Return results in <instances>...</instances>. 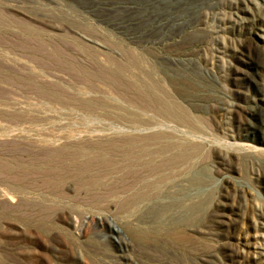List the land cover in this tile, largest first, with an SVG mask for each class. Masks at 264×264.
<instances>
[{"label": "rangeland", "instance_id": "obj_1", "mask_svg": "<svg viewBox=\"0 0 264 264\" xmlns=\"http://www.w3.org/2000/svg\"><path fill=\"white\" fill-rule=\"evenodd\" d=\"M130 1L0 0V264H264V0L149 28ZM135 155L154 169L133 175Z\"/></svg>", "mask_w": 264, "mask_h": 264}, {"label": "bare ground", "instance_id": "obj_2", "mask_svg": "<svg viewBox=\"0 0 264 264\" xmlns=\"http://www.w3.org/2000/svg\"><path fill=\"white\" fill-rule=\"evenodd\" d=\"M65 1V0H64ZM119 1V0H118ZM120 1H123V0H120ZM213 1V0H212ZM69 2V1H68ZM104 2V1H103ZM117 2V1H116ZM126 2V1H125ZM132 4H133V8L135 9V10H139L140 11V15H138V16H134L133 17V20H134V23H137V22H142V28H149V26L150 27H152V26H156V27H164V26H170V25H175V27H176V25H178L179 27H189V25H191V24H194V22L196 21V19L194 20V19H192V17H191V11H195V12H200L201 13V10H202V8L204 7V6H207V5H210V6H212L213 5V3H211V1L210 0H199V1H197V0H132V1H130ZM75 3V2H74ZM104 3H106V2H104ZM111 3V2H110ZM118 3V2H117ZM121 3V2H120ZM44 5V4H43ZM55 6V5H54ZM119 6V5H118ZM123 6V5H122ZM128 7H129V3H128ZM209 7V6H208ZM213 7V6H212ZM102 8V7H101ZM119 9V8H118ZM121 9V8H120ZM123 9V8H122ZM134 9H132V10H134ZM104 10V9H103ZM97 11V10H96ZM83 12V11H82ZM82 12H80V13H82ZM107 12V11H106ZM79 13V12H78ZM115 13V12H114ZM203 13V12H202ZM95 14V13H94ZM124 14V13H123ZM131 14V13H130ZM78 15V14H77ZM81 15V14H80ZM89 15V14H88ZM132 15V14H131ZM136 15V14H135ZM194 15V14H193ZM200 15V14H199ZM202 15V14H201ZM52 16V15H51ZM61 16V15H60ZM54 17V16H53ZM62 17V16H61ZM64 17V16H63ZM70 17V16H69ZM123 18H124V16H122ZM129 17V16H128ZM132 17V16H131ZM56 18V17H55ZM66 18V17H65ZM115 18V17H114ZM194 18V17H193ZM60 19V18H59ZM62 19V18H61ZM109 19V18H108ZM130 19V18H129ZM63 20V19H62ZM103 20V19H102ZM125 20V19H124ZM132 20V19H131ZM65 21V20H64ZM67 21V20H66ZM118 21V20H117ZM125 22V21H124ZM139 22V23H140ZM64 23V22H63ZM129 23V22H128ZM6 24V23H5ZM89 24V23H88ZM118 24V23H117ZM125 24V23H124ZM71 25V24H70ZM122 25H123V22H122ZM122 25H121V27H122ZM77 26V25H76ZM92 26V25H91ZM115 26V25H114ZM132 26V25H131ZM26 27V26H25ZM124 27V26H123ZM126 27H128V26H126ZM174 27V28H175ZM2 28V27H1ZM31 28L33 29V26H31ZM91 28V27H90ZM94 28V27H93ZM133 28V27H132ZM3 29V28H2ZM25 29H27V27L25 28ZM95 29V28H94ZM152 29V28H151ZM150 29V30H151ZM168 29V28H167ZM177 29H179V28H177ZM28 30H31V29H29L28 28ZM27 30V31H28ZM34 30V29H33ZM99 30V29H98ZM120 30V29H119ZM162 30V29H161ZM166 30V29H165ZM170 30V29H169ZM35 31V30H34ZM80 31V30H79ZM92 31V30H91ZM154 31V30H153ZM156 31V30H155ZM154 31V32H155ZM160 31V30H159ZM37 32H38V30H37ZM36 32V33H37ZM78 32V31H77ZM108 32V31H107ZM137 32L138 31H135L133 34H134V38L135 37H137ZM142 32H143V30H142ZM167 32V31H166ZM170 32V31H169ZM172 32H173V30H172ZM174 32H175V30H174ZM35 33V32H34ZM33 33V31H32V34H34ZM79 33V32H78ZM85 33V32H84ZM104 33V32H103ZM106 33V32H105ZM139 33H141V32H139ZM144 33V32H143ZM163 33V32H162ZM87 34H88V31H87ZM90 34V33H89ZM180 34V33H179ZM36 35V34H35ZM66 35H69V34H66L65 33V36ZM72 35V34H71ZM97 35V34H96ZM96 35L94 36V37H96ZM104 35V34H103ZM108 35V34H107ZM107 35H106V37H107ZM130 35V34H129ZM162 35V34H161ZM161 35H157V36H153L152 35V37H150L152 40H155L156 38H160V40L161 39H163V41L164 40H166V39H168L170 36H167V34H166V36H161ZM170 35V34H169ZM63 36V35H62ZM93 36V35H92ZM105 36V35H104ZM109 36V35H108ZM71 37H73V36H71ZM70 37V38H71ZM105 37V38H106ZM128 37V36H127ZM140 37V36H139ZM145 37V36H144ZM148 37V36H147ZM174 37V36H173ZM63 38V37H62ZM65 38H67V37H65ZM64 38V39H65ZM69 38V37H68ZM105 38H103V39H105ZM142 38V37H141ZM146 38V37H145ZM73 39H75L74 37L72 38V40ZM76 39H79V38H76ZM136 39V38H135ZM147 39H149V38H147ZM37 40H39V39H37ZM55 40V39H54ZM66 40V39H65ZM68 40V39H67ZM71 40V41H72ZM158 40V39H157ZM159 40V41H160ZM36 41V40H35ZM34 41V42H35ZM39 41H41V40H39ZM43 41V40H42ZM75 41V40H74ZM77 41H79V40H77ZM80 41H82V39H80ZM105 41V40H104ZM110 41H112V39L110 40ZM115 41V40H114ZM141 41V40H140ZM172 41V40H171ZM170 41V42H171ZM29 42V41H28ZM55 42H57V41H55ZM144 42V41H143ZM149 42V41H148ZM165 42V41H164ZM36 43H38V42H36ZM47 43H50V42H47ZM71 43V42H70ZM73 43V42H72ZM91 43V42H90ZM95 43H97V41H95ZM114 43V42H113ZM116 43H118V42H116ZM131 43V42H130ZM136 43V42H135ZM142 43V42H141ZM155 43V42H154ZM172 43V42H171ZM177 43V42H176ZM46 44V43H45ZM45 44L43 43V44H41V45H44L45 46ZM81 45H82V43H80ZM99 44V43H98ZM103 44V43H102ZM166 44V43H165ZM35 45V44H34ZM40 45V44H39ZM39 45H38V47H39ZM65 45V44H64ZM81 45H79V46H81ZM85 45V44H84ZM94 45V44H93ZM101 45V44H100ZM108 45V44H107ZM172 45V44H171ZM74 46V45H73ZM102 46V45H101ZM109 46H110V44H109ZM128 46H130V45H128ZM169 46V45H168ZM176 46V45H175ZM25 47V46H24ZM36 47V46H35ZM45 47H47V45L45 46ZM58 47H60V46H58ZM58 47H56V48H58ZM76 47V46H75ZM86 47V46H85ZM111 47V46H110ZM136 47V46H135ZM40 48H41V46H40ZM43 48V47H42ZM55 48V49H56ZM65 48V47H64ZM81 48V50H82V46L80 47ZM84 48V47H83ZM97 48V47H96ZM118 48V47H117ZM133 48V47H132ZM144 48V47H143ZM146 48V47H145ZM32 49V48H31ZM34 49V48H33ZM38 49V48H37ZM47 49V48H46ZM46 49H44V51L46 50ZM49 49V48H48ZM55 49H53V50H55ZM61 49H62V47H61ZM66 49V48H65ZM67 49H69V48H67ZM89 49V48H88ZM109 49V48H108ZM135 49V48H134ZM141 49V48H140ZM39 50V49H38ZM59 50H60V48H59ZM59 50H57L58 51V53H59ZM97 50V49H96ZM98 50H100L99 48H98ZM106 50V49H105ZM110 50L111 49H109V52H110ZM115 50V49H114ZM41 51V50H40ZM42 51H43V49H42ZM68 51V50H67ZM66 51V52H67ZM73 51H75V50H73ZM83 51H85V50H83ZM131 51H133L134 52V50H131ZM136 51H139L138 49L136 50ZM34 52V51H33ZM46 52V51H45ZM49 52V51H48ZM60 52H61V50H60ZM64 52H65V50H64ZM69 52V51H68ZM77 52V51H76ZM89 52V51H88ZM92 52V51H91ZM96 52V51H95ZM108 52V51H107ZM37 53V52H36ZM50 53V52H49ZM53 53V52H52ZM55 53H57V52H55ZM54 53V54H55ZM112 53V52H111ZM111 53H108V54H111ZM45 54V53H44ZM65 54V53H64ZM69 54V53H68ZM105 54V53H104ZM128 54V53H127ZM131 54V53H130ZM134 54V53H133ZM177 54V53H176ZM67 55V54H66ZM129 55V54H128ZM153 55V54H152ZM52 56V55H51ZM56 56V55H55ZM150 56V55H149ZM48 57H50V56H48ZM58 57V56H57ZM114 57H115V55H114ZM129 57V56H128ZM132 57V56H131ZM145 57H147V56H145ZM141 58H142V56H141ZM56 60H58V58H55ZM67 59V58H66ZM100 59V58H99ZM143 59V58H142ZM52 60V59H51ZM53 60H54V58H53ZM75 60V59H74ZM126 60V59H125ZM156 60V59H155ZM184 60V59H183ZM64 61V60H63ZM141 62L143 61V60H140ZM145 61V60H144ZM107 62V61H106ZM124 62V61H123ZM134 62H135V60H134ZM147 62V61H146ZM65 63V62H64ZM75 63V62H74ZM140 63V62H139ZM148 63V62H147ZM156 63V62H155ZM66 64V63H65ZM105 65L107 64V63H104ZM111 64V63H110ZM122 64H124V63H122ZM126 64H128V63H126ZM125 64V65H126ZM185 64V63H184ZM113 65V64H112ZM130 65V64H129ZM142 65H143V63H142ZM160 65V64H159ZM60 66V65H59ZM107 66V65H106ZM146 66V65H145ZM176 66V65H175ZM63 67H65V66H63ZM75 67V66H74ZM111 67H115L114 65L113 66H111ZM127 67V66H126ZM160 67V66H159ZM61 68V67H60ZM107 68V67H106ZM117 68V67H116ZM144 68V67H143ZM146 68V67H145ZM148 68V67H147ZM64 69H67L68 70V68H64ZM139 69V68H138ZM150 69V68H149ZM149 69H147V70H149ZM154 69V68H153ZM172 69V68H171ZM119 70V69H118ZM134 70V69H133ZM170 70V69H169ZM128 71V70H127ZM102 72V71H101ZM108 72V71H107ZM131 72H132V70H131ZM134 72V71H133ZM151 72V71H150ZM149 72V73H150ZM153 72V71H152ZM151 72V73H152ZM157 72V71H156ZM78 74V73H77ZM121 74V73H120ZM126 74V73H125ZM134 74V73H133ZM154 74V73H153ZM100 75V74H99ZM118 75V74H117ZM117 75H115V76H117ZM137 75V74H136ZM139 75H142V74H140V72H139ZM156 75V74H155ZM102 76V75H101ZM120 76V75H119ZM158 76V75H157ZM88 77V76H87ZM90 77V76H89ZM121 77H122V75H121ZM125 77V76H124ZM136 77V76H135ZM139 77V76H138ZM108 78V77H107ZM129 78V77H128ZM131 78V77H130ZM102 79V78H101ZM111 79V78H110ZM122 79H124L123 77H122ZM131 79H133V78H131ZM130 79V80H131ZM141 79H143V78H141ZM144 79H145V77H144ZM90 80V79H89ZM91 80H93V78L91 79ZM90 80V81H91ZM147 79H145V81H146ZM85 81V80H84ZM106 81V80H105ZM1 82V81H0ZM97 82H100L99 80L97 81ZM109 82H112V80L111 81H109ZM137 82V81H136ZM147 82H148V80H147ZM162 82H163V80H162ZM161 82V83H162ZM102 83H104V82H102ZM113 83V82H112ZM138 83V82H137ZM140 83V82H139ZM149 83H150V81H149ZM160 83V84H161ZM93 84H95V83H93ZM100 84V83H99ZM141 84V83H140ZM151 84V83H150ZM165 84V83H164ZM92 85V84H91ZM96 85V84H95ZM100 85H102V84H100ZM104 85V84H103ZM120 85V84H119ZM152 85V84H151ZM155 85V84H154ZM162 85H163V83H162ZM97 86V85H96ZM129 86V85H128ZM146 86H147V84H146ZM149 86V85H148ZM165 86V85H164ZM94 87V86H93ZM116 87V86H115ZM141 87V86H140ZM150 87H152V86H150ZM154 87V86H153ZM67 88V87H66ZM98 88H101V87H99L98 86ZM156 88V87H155ZM154 88V89H155ZM166 88H168V87H166ZM91 89H93V88H91ZM102 89V88H101ZM109 89V88H108ZM108 89H106V90H108ZM118 89V88H117ZM142 89V88H141ZM153 88H152V90H154ZM157 89V88H156ZM41 90V89H40ZM74 90V89H73ZM94 90V89H93ZM97 90V89H96ZM95 90V91H96ZM110 90V89H109ZM122 90H124V89H122ZM102 91H104V90H102ZM144 91V90H143ZM155 91V90H154ZM70 92V91H69ZM98 92V91H97ZM96 92V93H97ZM100 92V91H99ZM131 92V91H130ZM151 92V91H150ZM159 92V91H158ZM57 93V92H56ZM103 93V92H102ZM111 93V92H110ZM114 93V92H113ZM157 93V92H156ZM159 93H161V92H159ZM158 93V94H159ZM169 93V92H168ZM70 94V93H69ZM95 94V93H94ZM99 94V93H98ZM105 94V93H104ZM108 93H106V95H107ZM112 94V93H111ZM111 94H110V98H111ZM115 94V93H114ZM137 94V93H136ZM170 94V93H169ZM44 95V94H43ZM59 95V94H58ZM73 95V94H72ZM159 95H161V94H159ZM174 95V94H173ZM62 96H63V94H62ZM105 96V95H104ZM64 97V96H63ZM97 97V96H96ZM99 97V96H98ZM117 97H118V95H117ZM129 97H131V96H129ZM151 98H152V95L150 96ZM67 98V97H66ZM110 98H107V99H110ZM131 98H133V97H131ZM142 99V98H141ZM146 99V98H145ZM171 99H173V98H171ZM174 99H175V97H174ZM96 100V99H95ZM117 100H119V99H117ZM123 100V99H122ZM122 100H121V102H122ZM134 100H135V98H134ZM167 100V99H166ZM125 101V100H124ZM136 101H138V100H136ZM168 101V100H167ZM170 101V100H169ZM173 101V100H172ZM172 101H170V102H172ZM174 101H179V100H174ZM1 102V101H0ZM96 102V101H95ZM112 102H114V101H112ZM118 102H120V101H118ZM180 102V101H179ZM63 103V102H62ZM97 103V102H96ZM99 103V102H98ZM101 103V102H100ZM117 103V102H116ZM126 103V102H125ZM167 103V102H166ZM174 103V102H173ZM178 103V102H177ZM120 104V103H119ZM129 105L128 106H130V104L131 103H128ZM141 104V103H140ZM1 105V104H0ZM93 105V104H92ZM95 105V104H94ZM124 105V104H123ZM126 105H127V103H126ZM160 105H161V103H160ZM174 105V104H173ZM125 106V105H124ZM162 106V105H161ZM172 106V105H171ZM104 107V106H103ZM105 107H107L106 105H105ZM109 107V106H108ZM116 107V106H115ZM127 107V106H126ZM134 107H136L137 108V106H134ZM134 107H132V108H134ZM145 107V106H144ZM165 107H167V108H169L168 106H165ZM130 108H131V106H130ZM129 108V109H130ZM167 108H166V110H167ZM171 108V107H170ZM108 109V108H107ZM138 109V108H137ZM149 109V108H148ZM160 109V108H159ZM140 110V109H139ZM143 110V109H142ZM165 110V109H164ZM177 110V109H176ZM119 111V110H118ZM135 111V110H134ZM141 111V110H140ZM113 112V111H112ZM115 112V111H114ZM159 112V111H158ZM69 113V112H68ZM136 113H138V112H136ZM150 113H152V112H150ZM127 114V113H126ZM143 114V113H142ZM141 114V115H142ZM165 114V113H164ZM134 115V114H133ZM155 115V114H154ZM154 115H152V116H154ZM172 115V114H171ZM1 116V115H0ZM129 116V115H128ZM139 116V115H138ZM145 116H147L146 114H145ZM151 116V117H152ZM157 116H159V114L157 115ZM163 116V115H162ZM176 116H178V115H176ZM151 117L149 118V119H151ZM156 117V116H155ZM154 117V118H155ZM193 117V116H192ZM157 118V117H156ZM160 118H162V117H160ZM175 118V117H174ZM177 118V117H176ZM5 120V119H4ZM165 120V119H164ZM194 120V119H193ZM157 121V120H156ZM161 121H163V120H161ZM171 121V120H170ZM196 120H194V122H195ZM176 122V121H175ZM178 122V121H177ZM182 122V121H181ZM138 123V122H137ZM155 123H157V122H155ZM136 124V123H135ZM153 124V123H152ZM197 124V123H196ZM139 125V124H138ZM141 125H142V123H141ZM137 126V125H136ZM144 126H145V124H144ZM187 127V126H186ZM185 127V128H186ZM1 128H3V127H1ZM190 129V128H189ZM3 130V129H2ZM153 130V129H152ZM157 130V129H156ZM159 130V129H158ZM194 130V129H193ZM146 131V130H145ZM21 132V131H20ZM113 132H115V131H113ZM128 132V131H127ZM131 132H133V131H131ZM135 132V131H134ZM138 132V131H137ZM141 132V131H140ZM56 133V132H55ZM61 133V132H60ZM65 133V132H64ZM72 133H73V131H72ZM107 133H109V132H107ZM120 133H121V131H120ZM35 134H38L39 135V133H35ZM66 134V133H65ZM77 134V133H76ZM103 134V133H102ZM105 134V133H104ZM124 134H126V132L124 133ZM45 135V134H44ZM47 135V134H46ZM50 135V134H49ZM54 135V134H53ZM53 135H52V137H53ZM57 135V134H56ZM58 135H59V133H58ZM87 135V134H86ZM86 135H84L85 137H86ZM95 135V134H94ZM97 135V134H96ZM111 136H113L112 134H110ZM109 135V136H110ZM66 136V135H65ZM104 136V135H103ZM116 136H118L117 134H116ZM84 137V138H85ZM91 137V136H90ZM93 137V136H92ZM105 137V136H104ZM119 137V136H118ZM34 138V137H33ZM44 138V137H43ZM82 138V137H81ZM88 138V137H87ZM106 138V137H105ZM107 138H108V136H107ZM162 138V137H161ZM1 139H4V138H1ZM23 139V138H22ZM47 139V138H46ZM45 139V140H46ZM72 139H74V138H72ZM78 139V138H77ZM88 139H90V138H88ZM93 139H96V138H93ZM99 139H101V137L99 138ZM114 139V138H113ZM170 139V138H169ZM8 140V139H7ZM28 140H30V139H28ZM64 140H66V139H64ZM98 140V139H97ZM104 140V139H103ZM107 140H109V139H107ZM36 141V140H35ZM34 141V142H35ZM42 141V140H41ZM114 141V140H113ZM182 141H183V139H182ZM22 142V141H21ZM43 142V141H42ZM72 142H75V141H72ZM145 142V141H144ZM5 143V142H4ZM31 143V142H30ZM36 143V142H35ZM46 143H47V141H46ZM49 143V142H48ZM132 143V142H131ZM135 143V142H134ZM133 143V144H134ZM138 143V142H137ZM143 143V142H142ZM158 143H160V142H158ZM28 144V143H27ZM36 144H38V142L36 143ZM40 144H42V143H40ZM51 144V143H50ZM58 144V143H57ZM68 144H72V143H68ZM1 145V144H0ZM35 145V144H34ZM46 145H48V144H46ZM52 145V144H51ZM122 145V144H121ZM120 145V146H121ZM128 145H130V144H128ZM148 145V144H147ZM156 145V144H155ZM27 146V145H26ZM31 146H33V145H31ZM36 146V145H35ZM40 146V145H39ZM49 146V145H48ZM47 146V148H50V147H48ZM63 146V145H62ZM74 146V145H73ZM88 146V145H87ZM38 147V146H37ZM36 147V148H37ZM42 147V146H41ZM57 147V146H56ZM67 147V146H66ZM66 147H64V148H66ZM115 147V146H114ZM113 147V148H114ZM144 147H146L145 145H144ZM143 147V148H144ZM148 147H149V145H148ZM152 147V146H151ZM1 148V147H0ZM3 148V147H2ZM33 148V147H32ZM35 148V149H36ZM40 148V147H39ZM54 148V147H53ZM52 147H51V150L53 149ZM69 148V147H68ZM70 148H71V146H70ZM77 148V147H76ZM89 148V147H88ZM91 148V147H90ZM126 148V147H125ZM147 148V147H146ZM177 148V147H176ZM179 148V147H178ZM177 148V149H178ZM5 149V148H4ZM34 149V150H35ZM67 149V148H66ZM65 149V150H66ZM121 149V148H120ZM130 149V148H129ZM142 149V148H141ZM150 149V148H149ZM3 150V149H2ZM39 150V149H38ZM42 150H43V148H42ZM41 150V151H42ZM50 150V149H49ZM57 150V149H56ZM81 150V149H80ZM90 150V149H89ZM173 150V149H172ZM181 150V149H180ZM22 151V150H21ZM26 151V150H25ZM40 151V150H39ZM38 151V152H39ZM136 151V150H135ZM141 151H146V149H142ZM148 151V150H147ZM4 152H6V151H4ZM47 152V151H46ZM46 152H44V153H46ZM49 153H50V151H48ZM51 152H53V151H51ZM59 152V151H58ZM63 152V151H62ZM73 152V151H72ZM79 152V151H78ZM81 152V151H80ZM79 152V153H80ZM101 152V151H100ZM131 152V151H130ZM41 153V152H40ZM39 153V154H40ZM74 154L75 153H77V151L76 152H73ZM72 153V154H73ZM82 153V152H81ZM91 153V152H90ZM90 153H88V154H90ZM97 153V152H96ZM106 154H107V152H105ZM166 153V152H165ZM28 154V153H27ZM105 154V155H106ZM129 154V153H128ZM131 154V153H130ZM139 154H141V153H139ZM164 154V153H163ZM48 155V154H47ZM91 155H93V154H91ZM111 155V154H110ZM124 155V154H123ZM137 155H138V153H137ZM198 155V154H197ZM196 155V156H197ZM36 156H38V155H36ZM57 156H59V155H56L55 157H57ZM61 156V155H60ZM114 156V155H113ZM122 156V155H121ZM147 156V155H146ZM149 156H150V154H149ZM161 156V155H160ZM195 156V155H194ZM193 156V157H194ZM195 156V157H196ZM35 157V156H34ZM39 157V156H38ZM52 157H54V156H52ZM82 157H84V156H82ZM81 157V158H82ZM109 157V156H108ZM108 157H101V158H99V161L98 162H102V163H104V164H107V163H109L108 162ZM168 157V156H167ZM23 158V157H22ZM21 158V159H22ZM27 158V157H26ZM36 158V157H35ZM44 158V157H43ZM45 158H46V156H45ZM67 158V157H66ZM80 158V159H81ZM140 158H141V156H134L133 158H132V165L133 166H135V165H139V166H141V168H133V170H132V173H133V175H137L138 173H139V170L141 171V169L143 170H153L154 168H152L151 167V164H153L152 162H151V164L149 165V163H148V161L147 162H145V160H140ZM148 158H150V157H148ZM161 158V157H160ZM166 158V157H165ZM174 158V157H173ZM53 159V158H52ZM82 159H84V161H82L81 163H77V164H74L75 165V167H76V172L74 173V175H76V176H79V177H83V176H85V175H88L89 174V170H90V167L92 166V164H93V160H91V159H89V158H82ZM125 159V158H124ZM194 159V158H193ZM197 159V158H196ZM30 160V159H29ZM42 160V159H41ZM51 160V159H50ZM68 160H69V158H68ZM155 160V159H154ZM153 160V161H154ZM166 160V159H165ZM165 160H163V161H165ZM192 160V159H191ZM190 160V161H191ZM37 161H39V158H38V160ZM58 161H60V160H58ZM192 161H194V160H192ZM31 161H29V163H30ZM47 162H48V160H47ZM67 162V161H66ZM73 162V161H72ZM78 162V161H77ZM96 162V161H95ZM126 162V161H125ZM23 163V162H22ZM32 163H34V162H32ZM43 163L45 164V162H44V160H43ZM159 163V162H158ZM192 163V162H191ZM24 164V163H23ZM35 164H36V162H35ZM34 164V165H35ZM37 164H38V162H37ZM42 164V163H41ZM64 164H66V163H64ZM186 164H187V161H186ZM30 165V164H29ZM47 165V164H46ZM54 165V164H53ZM156 165V164H155ZM1 166V165H0ZM14 166H15V168L17 167L15 164H14ZM39 166V165H38ZM49 166V165H48ZM55 166V165H54ZM25 166H23V168H24ZM42 167V166H41ZM59 167H60V165H59ZM130 167V166H129ZM8 168V167H7ZM11 167H9V169H10ZM13 168V167H12ZM39 168V167H38ZM109 168V167H108ZM119 168V167H118ZM150 168V169H149ZM179 168H180V166H179ZM195 168V167H194ZM2 169V168H1ZM6 169V168H5ZM21 169H22V166H21ZM34 169V168H33ZM4 170V169H3ZM13 170V169H12ZM124 170H126V169H124ZM160 170V169H159ZM169 170V169H168ZM173 170V169H172ZM186 170V169H185ZM1 171V170H0ZM157 171V170H156ZM7 172V171H6ZM171 172V171H170ZM188 172V171H187ZM3 173V172H2ZM119 173V172H118ZM130 173V172H129ZM167 173V172H166ZM169 173V172H168ZM24 174H26V173H24ZM48 174V173H47ZM51 174V173H50ZM113 174V173H112ZM131 174V173H130ZM145 174V173H144ZM149 174V173H148ZM181 174H182V172H181ZM8 175H9V172H8ZM11 175V174H10ZM55 175V174H54ZM114 175H115V173H114ZM146 175V174H145ZM184 175V174H183ZM52 176V175H51ZM108 175H106V177H107ZM113 176V175H112ZM168 175H166V174H164V175H162V177H161V181L163 180V179H165L166 177H167ZM43 177V176H42ZM105 177V178H106ZM119 177V176H118ZM137 177H138V175H137ZM145 177V176H144ZM143 177V178H144ZM31 178L34 180V178L31 176ZM120 178V177H119ZM126 178V177H125ZM130 178V177H129ZM136 178V177H135ZM146 178V177H145ZM151 178V177H150ZM172 178V177H171ZM174 178H175V176H174ZM13 179V178H12ZM26 179H28V178H26ZM37 179V178H36ZM76 179H78V178H76ZM104 179V178H103ZM111 179H116V178H111ZM128 179V178H127ZM138 179H140V178H138ZM8 180V179H7ZM110 180V179H109ZM136 180V179H135ZM31 181V180H30ZM70 181V180H69ZM73 181V180H72ZM71 181V182H72ZM111 181V180H110ZM119 180H117V182H118ZM122 181H123V179H122ZM125 181H126V179H125ZM140 181H141V179H140ZM160 181V182H161ZM166 181V180H165ZM170 181V180H169ZM176 181V180H175ZM174 181V182H175ZM9 182V181H8ZM15 182V181H14ZM13 182V183H14ZM67 182V181H66ZM89 184H91V185H93V184H97V181L95 180V179H91V178H89L88 179V181H87ZM108 182V181H107ZM160 182H159V185H160ZM164 182V181H163ZM173 182V183H174ZM182 182H184V181H182ZM10 183H11V181H10ZM13 183H11V184H13ZM74 183H76V181L74 182ZM73 183V184H74ZM106 183V182H105ZM104 183V184H105ZM115 183H116V181H115ZM135 183V182H134ZM157 183V182H156ZM155 182L154 183H152V181H150L149 179H145L144 180V185L147 187V189L146 190H142V191H136L134 194H135V197L134 198H145L146 196H148V195H150V194H153L152 192H156V191H158L157 190V185L158 184H156ZM165 183V182H164ZM176 183V182H175ZM16 184H17V182H16ZM64 184H65V182H64ZM103 184V183H102ZM101 184V185H102ZM113 185H115L114 183H112ZM112 184H110V185H112ZM120 184V183H119ZM151 184H152V187L153 188H151V189H149V187L151 186ZM63 185V184H62ZM61 185V186H62ZM85 185V187H86V184H83V186ZM107 185V184H106ZM118 185V184H117ZM154 185H156L155 187H154ZM168 185V184H167ZM172 185V184H171ZM16 186V185H15ZM109 186V185H108ZM121 186V185H120ZM164 186V185H163ZM94 187V186H93ZM115 187V186H114ZM105 188V187H104ZM116 188H117V186H116ZM160 188V187H159ZM52 189V188H51ZM103 189V188H102ZM31 190V189H30ZM41 190V189H40ZM81 190H83L82 188H81ZM97 190H98V188H97ZM109 190H110V188H109ZM160 190V189H159ZM166 190V189H165ZM16 191V190H15ZM34 191V190H33ZM51 190H49V192H50ZM85 191V190H84ZM86 191H88V190H86ZM85 191V192H86ZM90 191V190H89ZM88 191V192H89ZM103 192L105 191V190H102ZM35 192H36V190H35ZM43 192V191H42ZM78 192V191H77ZM76 192V193H77ZM84 192V193H85ZM93 192V191H92ZM97 192V191H96ZM98 192H100V190L98 191ZM128 192V191H127ZM1 193V192H0ZM33 193V192H32ZM83 193V194H84ZM91 193V192H90ZM102 193V192H101ZM112 193H114L113 191H112ZM126 193V192H125ZM125 193H124V195H125ZM30 194V193H29ZM54 194H57V193H54ZM74 194V193H73ZM82 193H80V196L81 195H83ZM86 194H88V193H86ZM103 194V193H102ZM102 194H98L97 193V195H99L98 197H100V195H102ZM109 194V193H108ZM117 194V193H116ZM123 193H120V196L122 195ZM93 195V194H92ZM96 195V196H97ZM123 195V196H124ZM160 195V194H159ZM22 196V195H21ZM57 196V195H56ZM95 196V197H96ZM103 196V195H102ZM110 196H112L111 194H110ZM2 197V196H1ZM0 197V198H1ZM23 197V196H22ZM58 197V196H57ZM74 197V196H73ZM82 197V196H81ZM80 197V198H81ZM86 197H87V195H86ZM92 197V196H91ZM94 197V196H93ZM97 197V198H98ZM109 197V196H108ZM115 197H116V195H115ZM65 198V197H64ZM67 198V197H66ZM88 198V197H87ZM96 198V199H97ZM101 198V197H100ZM104 198H106V195H105V197ZM103 198V199H104ZM163 198V197H162ZM35 199V198H34ZM76 199H77V197H76ZM82 199V198H81ZM95 199V200H96ZM122 199V198H121ZM59 200V199H58ZM61 200H63V199H61ZM65 200H67V199H65ZM86 200V199H85ZM85 200H82V201H85ZM89 200V199H88ZM120 200V199H119ZM149 200V199H148ZM151 200V199H150ZM158 200H160V198L158 199ZM68 201V200H67ZM79 201V200H78ZM92 201L93 200H91V203H92ZM97 201V200H96ZM101 202H102V200H100ZM100 201H99V203L98 204H100ZM14 202H16V201H14ZM76 202H77V200H76ZM80 202V201H79ZM88 202V201H87ZM93 202H95V201H93ZM108 202V201H107ZM118 202V201H117ZM83 203V202H82ZM88 203H90V202H88ZM103 203V202H102ZM17 204V203H16ZM76 204V203H75ZM78 204V203H77ZM76 204V205H77ZM86 204V203H85ZM141 204V203H140ZM25 205V204H24ZM69 205V204H68ZM117 205V204H116ZM155 205V204H154ZM90 206V205H89ZM95 206V205H94ZM93 206V207H94ZM101 206V205H100ZM132 206H137V205H132ZM3 207V206H2ZM5 207V206H4ZM77 207H78V205H77ZM92 207V206H91ZM98 207V206H97ZM17 208V207H16ZM83 208V207H82ZM96 208V207H95ZM101 208V207H100ZM100 208H98V209H100ZM103 208V207H102ZM115 208V207H114ZM134 208V207H133ZM2 209V208H1ZM26 209V208H25ZM94 209V208H93ZM92 209V210H93ZM135 209V208H134ZM112 210H114V209H112ZM143 210V209H142ZM157 210V209H156ZM20 211V210H19ZM123 211V210H122ZM121 211V212H122ZM132 211V210H131ZM125 212V211H124ZM124 212L122 213V214H124ZM23 213V212H22ZM126 213V212H125ZM121 214V213H120ZM119 214V215H120ZM121 214V215H122ZM125 215V214H124ZM170 215V214H169ZM115 216V215H114ZM153 216V215H152ZM27 217V216H26ZM92 217V216H91ZM122 216H120V218H121ZM165 218H166V216H165ZM122 219V218H121ZM121 219H119V220H121ZM118 220V221H119ZM125 220V219H124ZM127 220V219H126ZM161 220H163V219H161ZM174 220V219H173ZM145 221V220H144ZM147 221V220H146ZM167 223V222H166ZM165 233V232H164ZM151 236V235H150ZM169 237V236H168ZM177 237L178 238H182L183 236L181 235V234H177ZM164 239H165V236H164ZM150 240V239H149ZM163 240V239H162ZM193 240V239H192ZM158 241V240H157ZM161 241V240H160ZM166 241V240H165ZM165 241H163V242H165ZM175 241V240H174ZM168 242V241H167ZM191 242V241H190ZM168 244V243H167ZM178 244V247H179V243H177ZM187 244V243H186ZM185 244V245H186ZM142 245V244H141ZM169 245V244H168ZM181 245V244H180ZM146 246V245H145ZM147 246H149V245H147ZM158 246H161V245H158ZM164 246V245H163ZM144 247V246H143ZM171 247V246H170ZM174 247V246H173ZM177 248V247H176ZM146 260V259H145ZM122 261V260H121ZM142 261V260H141ZM162 261V260H161ZM171 261V260H170ZM174 261V260H173ZM133 262V261H132ZM145 262V261H144ZM167 262V261H166ZM165 262V263H166ZM119 263V262H118ZM121 264H131L129 261H125V262H122ZM154 264V263H153ZM164 264V263H163Z\"/></svg>", "mask_w": 264, "mask_h": 264}]
</instances>
